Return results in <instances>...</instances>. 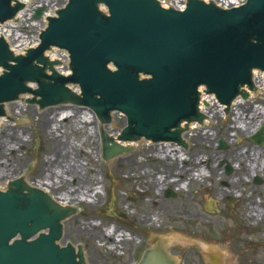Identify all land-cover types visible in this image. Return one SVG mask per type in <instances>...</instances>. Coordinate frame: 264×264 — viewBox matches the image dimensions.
Segmentation results:
<instances>
[{
    "label": "water",
    "instance_id": "95a60500",
    "mask_svg": "<svg viewBox=\"0 0 264 264\" xmlns=\"http://www.w3.org/2000/svg\"><path fill=\"white\" fill-rule=\"evenodd\" d=\"M19 1L0 0V21L15 14L23 3ZM56 13L47 17L39 44L25 54L14 55L0 36V115L3 102L31 92L27 102L40 107L61 102L88 106L102 122L110 120L113 110L123 112L127 123L119 139L143 136L181 143L180 123L205 117L198 109L199 86L228 109L238 94L247 96L244 85L253 88L252 69L264 70V0L228 9L187 0L182 10L162 7L157 0H68ZM52 45L69 52L70 74L58 72L53 65L59 60L44 55ZM68 82L77 83L80 93ZM24 96L9 102L26 103ZM256 136L262 140L264 132ZM124 149L109 144L102 132L104 157ZM15 177L0 190V264H85L81 249L72 246L80 244L57 242L61 220L73 209L26 184L22 176ZM164 261L174 264L156 246L145 251L139 264Z\"/></svg>",
    "mask_w": 264,
    "mask_h": 264
},
{
    "label": "rangeland",
    "instance_id": "374dc122",
    "mask_svg": "<svg viewBox=\"0 0 264 264\" xmlns=\"http://www.w3.org/2000/svg\"><path fill=\"white\" fill-rule=\"evenodd\" d=\"M64 1L30 0L25 4L30 9L26 10L27 18L6 27L18 39L33 41L44 24L41 17H32L34 8L39 4L54 11ZM252 91L254 96L234 104L227 113L217 102L212 103L207 110L213 108L218 113L210 115V122L188 130L181 150L173 149L170 154L166 146L165 152L171 156L177 152L180 158L186 157L180 163L185 168L182 175H172L175 162L168 163L169 158L154 161L149 156L154 149L147 141L103 158L98 139L101 124L97 122L98 130L94 131L92 122L85 120L89 113L85 107L62 110L54 105L39 108L37 104L7 102L6 123L0 126V189L6 187L8 178L26 175L53 196L63 198L65 204L75 205V212L63 221L60 242L80 244L87 264H134L143 249L151 246L155 237L160 241L161 235L179 237L166 245L176 264H216L209 254L216 255L217 247L226 264H264V143L248 137L256 125L251 120L264 122V90ZM253 108L262 112L242 116V111ZM52 112L55 119L49 127L59 136L58 141L41 125ZM235 114L247 118L240 126H248H234ZM124 122L122 114L113 112L106 125L114 133ZM219 139L225 142L224 147L219 146ZM55 147L62 156L46 164ZM225 163L231 166L229 173L223 171ZM69 165L77 167L78 181L63 171ZM153 166L168 168L173 181L158 187L160 175L150 171ZM243 166L249 168L244 176ZM57 174L68 181L60 183ZM239 174L242 176L232 180ZM254 176L261 180L254 181ZM175 178L180 184H173ZM167 188L173 196L165 195ZM208 198L215 201L211 209L205 204ZM249 206L260 214L248 216ZM151 213V222L146 221ZM115 227L126 234L114 231Z\"/></svg>",
    "mask_w": 264,
    "mask_h": 264
},
{
    "label": "bare ground",
    "instance_id": "6f19581e",
    "mask_svg": "<svg viewBox=\"0 0 264 264\" xmlns=\"http://www.w3.org/2000/svg\"><path fill=\"white\" fill-rule=\"evenodd\" d=\"M20 1H22L24 4H27L30 0H20ZM26 10H30L28 7H24V8H22L17 14H16V16L14 17V18H12V19H10V20H8L7 22H6V24H8V23H10L11 21H14L15 19H17V20H19V21H23L24 19H26L27 17H26V15L28 14V12L26 11ZM46 14H51L52 12L51 11H46L45 12ZM19 25V24H18ZM1 29L3 30L4 29V27L3 26H0V33H2L1 32ZM4 31L6 32L7 31V29L5 30L4 29ZM11 40V44L13 45V46H18L19 44H17V43H15V41L14 40H12V39H10ZM57 54H59L56 50H54V52H50V56L51 57H54V56H56ZM255 78L257 79L256 80V83H257V89H258V91L257 92H255V93H259V92H261V90H264V73H259V72H257L256 74H255ZM199 89H200V103H199V109H200V111L201 112H203V113H205V117H204V119L202 120V122L201 123H204V122H206V121H209L210 122V115L212 116L213 114H216V113H218L215 109H209V110H207L208 108H211V104L212 103H214V102H217L218 103V106L220 107V108H222V104L221 103H219L217 100H216V98H215V96L212 94V93H207V92H204V89H203V87L202 86H200L199 87ZM253 93V91H251L250 90V92H249V94H252ZM243 101V99L242 98H240V96H238V97H236L232 102H231V104H230V107L232 108L233 107V105L234 104H236V103H239V102H242ZM17 103H21V104H23L22 102H17ZM5 106V105H4ZM8 106H9V104L7 105L6 104V106H5V109L7 110L8 109ZM68 106H60L59 107V109H62L63 110V108H67ZM77 108H79L78 106H76ZM58 108V107H57ZM59 109H58V111H59ZM88 109V111H89V113L87 114V119H85V120H87V121H90V122H92V124H93V128H94V131H96L97 132V130H98V124H97V121H96V118H95V116H94V114H93V112H92V110L91 109H89V108H87ZM6 110H5V115L4 116H0V126L2 125V124H4V123H6V121H4L5 119H6V115H8V114H6ZM65 111H66V109H65ZM260 112L259 113H261L262 112V110H259ZM53 113V115L52 116H46V118H44V120L42 121V123H41V125L42 126H47V128H45V129H47L48 130V132H50V136H51V138L52 139H54L55 141H58L59 140V136H57V134H55L54 133V129H51L50 127H49V122L51 121V120H53V119H55V113H58L57 111H55V113L54 112H52ZM67 115H65L64 117H66ZM258 120H260V119H258V118H255V119H253V120H251V121H253V123L254 124H258V123H260L261 122V120H260V122L258 121ZM247 122V120H245L243 117H241V116H235V118H234V120H232V123H233V125L234 126H237V127H239L240 129H244L243 128V126L244 127H246V126H248L246 123H244L245 125H243V126H240V125H242V124H240V123H243V122ZM198 121H196V120H190V121H188L187 123H186V127H187V131L188 130H190V129H192V128H195L197 125H198ZM103 127V129L104 130H106V134H107V136H108V142L109 143H118V144H122V145H125V146H127V147H134L136 144H138V143H140L141 141H139V140H129V141H124V140H120V139H118L117 138V135H116V132H111L109 129H108V126L107 125H104V126H102ZM44 128V127H43ZM187 131H183L182 132V135H181V137H182V139H186V136H187ZM232 132L230 131L229 132V134H231ZM98 139L100 140V137L98 136ZM1 141V140H0ZM149 143V145H150V147H153V152H151V153H149V156H151V158H153V160L154 161H158L159 159H166V158H169L170 160L168 161L167 160V162L168 163H171V162H175V166H174V168L171 170L172 171V175H182V173H184L185 172V168L184 167H182V166H180V163L183 161V160H185L186 159V157H182V158H180L179 156H178V154H177V152H173V156H171L170 154L172 153L171 151L173 150V149H180L181 150V147L179 146V145H171V144H163V143H155V142H148ZM1 144V143H0ZM60 145H61V143H60ZM169 146V152H170V154L169 153H166L165 151H166V146ZM174 146V147H173ZM59 155H61V151H60V149H58L57 147H55L53 150H52V152H51V156L50 157H47V159H46V164H49V163H52L53 162V160L57 157V156H59ZM180 155H182V154H180ZM62 156V155H61ZM243 164V163H242ZM240 165V164H239ZM237 168V167H236ZM244 168V166L242 167V169ZM244 172L245 173H242L243 174V176L244 175H247V173H248V171H249V168L248 167H245L244 168ZM63 171L64 172H67V174H69V175H71V179L72 180H74V179H77V181L79 180L78 178H79V171H78V169H77V167L75 166V165H69V166H67V168H64L63 169ZM151 172H153L155 175H160V177H159V179L160 180H158V182H157V184H158V187H161L164 183H167V182H169V181H173V180H171L169 177V169L168 168H161V166H156V167H154L153 166V168H152V170H150ZM188 174V173H187ZM242 174L240 175H235V177H233L232 178V180L234 179V180H236V179H238L239 177H237V176H242ZM2 175H4V174H2ZM22 176V178L24 179V181H26L28 184H30V185H33V186H37V187H41V188H43L44 190H47L48 191V189L47 188H45L43 185H41V184H39L37 181H34V180H31V179H28V177L26 176V175H21ZM57 176V179L59 180V181H61L60 183H63V182H66V181H68V179L66 178V177H64L62 174H57L56 175ZM49 177L51 178V175H49ZM175 180H176V178H175ZM180 182L181 181H174V183L173 184H180ZM43 183V182H42ZM77 183V182H76ZM52 187H54V185H53V183L52 184H50ZM88 188V187H87ZM70 191L71 190H69V193H70ZM71 193H72V191H71ZM55 198L57 199V200H59L61 203H65V201H63L64 199L63 198H61V197H59V196H55ZM249 202H247L248 204H250L251 205V200H248ZM207 202H209L208 203V205H209V208H212V207H214L215 206V201H214V199H212V198H209L208 200H207ZM253 207L252 206H249V209L247 210V215L248 216H252V215H256V214H260L257 210H256V212L254 213L253 212ZM154 215L151 213V214H149L148 215V217L145 219L146 221H150L151 219H152V217H153ZM156 218H157V216H156ZM158 219V218H157ZM151 222V221H150ZM114 231H119L120 232V234H122V235H124V234H126L125 233V231L126 230H123V229H119V228H114L113 229ZM123 232V233H122ZM119 234V235H120ZM160 243L165 247L166 245H168L169 243H171L172 241L171 240H174V239H179V237L178 236H176V235H166V236H164V235H161L160 236ZM220 247H217L216 248V255H214V253H211V257L213 258V260L215 261L216 259H218L219 258V254H221V252H220ZM214 251V252H215ZM222 264H225L224 262H221Z\"/></svg>",
    "mask_w": 264,
    "mask_h": 264
},
{
    "label": "flooded vegetation",
    "instance_id": "af4514ba",
    "mask_svg": "<svg viewBox=\"0 0 264 264\" xmlns=\"http://www.w3.org/2000/svg\"><path fill=\"white\" fill-rule=\"evenodd\" d=\"M223 171L226 172L224 168H223ZM220 183L221 184H224L225 183L226 185L229 184L228 181H224V180H220ZM226 198H228V196Z\"/></svg>",
    "mask_w": 264,
    "mask_h": 264
}]
</instances>
